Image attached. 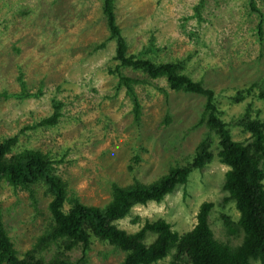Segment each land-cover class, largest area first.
I'll use <instances>...</instances> for the list:
<instances>
[{"label":"rangeland","instance_id":"rangeland-1","mask_svg":"<svg viewBox=\"0 0 264 264\" xmlns=\"http://www.w3.org/2000/svg\"><path fill=\"white\" fill-rule=\"evenodd\" d=\"M203 1V20L195 7ZM102 0H0V92L20 90L23 73L29 91L43 89L38 97L19 100L0 98V140L17 135L14 152L39 148L54 161L56 172L69 184V196L77 195L91 205L102 206L111 197V182H149L166 173L171 165L190 160L196 144L206 135L205 125L196 126L204 108L201 95L176 92L166 79L137 86L142 103L141 124H136L132 103L124 89L116 92L115 42L107 41L108 30ZM264 15V2L256 0ZM118 23L130 52H139L151 39L157 61H182L184 72L202 79L214 89L223 118L230 122L234 139L246 140L250 133L234 120L248 110L250 118L264 121V34L260 38L259 14L249 0H116ZM264 29V24H263ZM107 41L94 50L95 44ZM126 73L144 77L131 69ZM258 85L244 99L232 102L237 90ZM164 87L167 95L156 86ZM64 102L63 114L53 126L34 125L53 111V100ZM169 117L167 123L166 119ZM217 149L218 139L211 133ZM140 162L129 166L135 154ZM227 166L213 159L194 170L186 185H179L160 203L137 205L118 227L138 230L146 219L165 218L183 233L195 222L199 205L214 203L208 219L216 238L233 245L241 238L226 234L222 214L238 220L233 200L225 201L223 190ZM34 195L3 181L0 199L4 223L18 254L32 248L50 223L51 194L37 183ZM70 207L66 203L65 208ZM155 234L148 233L146 242ZM60 248L52 245L37 252L51 261ZM125 252L91 237L86 263L122 264ZM71 262L81 258V245L66 252ZM170 257L154 264H169Z\"/></svg>","mask_w":264,"mask_h":264},{"label":"trees","instance_id":"trees-1","mask_svg":"<svg viewBox=\"0 0 264 264\" xmlns=\"http://www.w3.org/2000/svg\"><path fill=\"white\" fill-rule=\"evenodd\" d=\"M264 2V0H262ZM252 11L259 14L258 34L263 38L264 15L256 6V0H249ZM201 1L195 7L198 20H203ZM101 9L108 30L107 41L115 42L117 62L111 73L117 78L116 92L124 89L132 103V113L136 124H141L142 103L137 86L151 84L157 79H166L168 88L176 92L201 95L205 98L204 108L196 126L205 125L206 135L196 144L190 160L171 165L167 172L159 178L143 182L135 178L131 184L121 185L111 182V197L102 206L84 203L75 194L69 196L68 181L56 172L52 158L39 148L26 147L14 152L18 144V136L13 135L0 140V187L3 181L13 188L29 190L34 194L37 183L46 185L51 194L48 204L50 223L45 232L38 237L32 248L23 256L18 254L3 219L0 199V264H82L86 263L91 247V237L95 236L109 243L115 249L125 252L122 264H154L170 257L169 264H264V121L250 118L248 110L234 120L250 133L246 140L234 139L230 122L223 118V111L217 104L213 88L206 87L202 79H194L184 72L182 61H157L152 57L156 46L150 43L139 52H130L127 38L118 23L116 0H102ZM107 41L94 45L98 50L106 46ZM131 69L140 73L132 76L126 73ZM20 90L10 93L0 92V98L38 97L43 89L31 92L28 89L24 74L18 76ZM249 89L237 90L230 97L231 101L240 102L244 92ZM167 95L164 87L154 84ZM259 97L264 99V90ZM64 102L53 100V113L25 128L53 126L63 114ZM169 117L166 119V123ZM211 133L217 136L218 144L214 152ZM228 168L225 172L223 190L227 193L225 201L233 200L240 215L233 220L229 215L222 214L226 234L234 238L240 236V243L233 245L215 237L208 216L214 203L202 202L197 211L194 226L183 233L173 228L165 218L146 219L143 225L134 232L117 226L116 221L125 218L137 205L149 202L160 203L172 193L177 186L186 185L190 174L203 169L213 159ZM133 163L129 166L134 170L140 162L136 153ZM66 203L70 207L65 208ZM148 233L155 234L151 242H146ZM57 245L60 250L49 262L37 257V252ZM81 245L82 255L76 262H71L66 255L76 245Z\"/></svg>","mask_w":264,"mask_h":264}]
</instances>
